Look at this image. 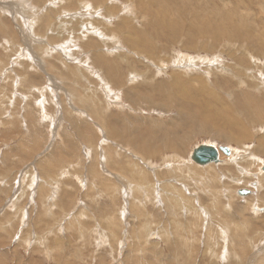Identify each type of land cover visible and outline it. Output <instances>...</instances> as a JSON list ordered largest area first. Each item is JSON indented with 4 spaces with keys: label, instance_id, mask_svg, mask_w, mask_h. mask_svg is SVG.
<instances>
[{
    "label": "rangeland",
    "instance_id": "1",
    "mask_svg": "<svg viewBox=\"0 0 264 264\" xmlns=\"http://www.w3.org/2000/svg\"><path fill=\"white\" fill-rule=\"evenodd\" d=\"M178 2L205 18L236 12L250 38L241 44L238 30L207 52L193 31L195 50L183 36L157 39L141 8L168 19L170 0H0V264H264V180L248 174L264 179L253 151L264 122L242 113L264 107V0ZM144 33L152 48L129 46ZM173 80L194 87L191 111L197 103L203 119L209 100L218 120L188 110L179 120ZM200 144L232 149L200 166L220 177L216 191L190 160Z\"/></svg>",
    "mask_w": 264,
    "mask_h": 264
},
{
    "label": "bare ground",
    "instance_id": "2",
    "mask_svg": "<svg viewBox=\"0 0 264 264\" xmlns=\"http://www.w3.org/2000/svg\"><path fill=\"white\" fill-rule=\"evenodd\" d=\"M100 1V0H99ZM171 2H173L178 8L176 9V10H173L172 11V15L170 16V18H168V19H166L165 18V15L163 14V11L162 10H159V12L157 13V14H155V16H152V14L150 13V11H149V9H148V6H146V8H141V10H142V12H144L147 16H148V18H149V20H151L150 21V25L152 26V30H153V33H155L156 35H157V39H158V36H160V37H166L167 39H169V38H171V39H169V41H177L178 39H177V37L178 36H183V39H184V41H183V43H181V44H183L184 46H186L187 48H191L190 50H192V49H197V45L198 44H194L193 42H190L189 41V32L190 31H193V32H196L197 34H199V37L202 35V36H204V38L203 39H207L206 41H208V44L206 43V42H204V44H200L199 46H198V49H200V50H204V51H206L207 52V50H205V49H209V51H212L214 48L213 47H210V48H208V46H211L213 43H218V42H222V40H224V39H226V40H229V39H232L233 37H234V35H235V33L238 31V30H240V29H237L238 28V25H237V22L236 23H232L231 21H233V20H231V19H234L235 17H236V20L238 21V20H240V17L239 16H237V15H235L236 14V12H235V14L234 13H230V14H228V15H224V17H221V15H222V11L220 10L219 11V13H218V15H217V18L215 17V18H213L212 19V17H206L205 18V16H202L199 12L198 13H195V14H187L188 12L187 11H185V10H181L182 8L180 7V4H178L179 2H178V0H170ZM184 1V0H183ZM149 2V1H148ZM97 3V2H96ZM106 3V2H105ZM141 3V2H140ZM151 3H153L152 1H151ZM223 5H224V3H223ZM237 5V4H236ZM108 6H110V5H108ZM140 6H142V4L140 5ZM211 7L213 8V9H215V7L213 6V5H211ZM217 7V6H216ZM222 7V6H221ZM109 8V7H108ZM112 8V7H111ZM201 8H208L207 6H205V5H202L201 6ZM200 8V9H201ZM171 9H172V7H171ZM225 9H227L226 7H225ZM235 9H236V7H235ZM126 10V9H125ZM140 10V9H139ZM140 10V11H141ZM193 10V9H192ZM127 11V10H126ZM225 14V13H224ZM227 14V13H226ZM176 15H179V17H181L183 20H185V19H189V20H191V22H190V24H189V26L187 27V28H181V26L179 25V23H180V18L179 17H176ZM239 15V14H238ZM189 17H191V18H189ZM242 17V16H241ZM211 19V20H210ZM182 20V21H183ZM241 20H243V19H241ZM188 22V23H189ZM164 23V25H162ZM186 24V23H185ZM240 24H241V26H243L244 27V24L242 23V21H240ZM248 24V23H247ZM120 27H122V26H120ZM229 28V29H231V30H233L231 33H229L230 31H228L227 30V28ZM133 28V27H132ZM131 28V31L133 30ZM127 29V28H126ZM242 29H244V28H242ZM94 30V29H93ZM138 30V29H137ZM183 30H184V32H183ZM251 30V29H250ZM256 30V29H255ZM79 31V30H78ZM95 31V30H94ZM130 31V32H131ZM141 31V30H140ZM244 30H240L239 31V33L236 35V37H235V39H238V37H239V41H240V43L242 44V42H246V41H248V39L250 38L248 35H246L245 34V32H243ZM133 32H134V30H133ZM260 32V31H259ZM95 33V32H94ZM128 33V32H127ZM183 33H185V35L183 34ZM254 33H255V31H254ZM130 34V33H129ZM146 33H144L143 34V39L141 38L140 40L138 39V38H133L132 39V41H134V43L130 40V38L129 37H127V39L128 40H126L127 42H128V44H129V46L130 47H132L133 49H135V50H137V48H138V44H140V47H141V52L143 51V52H145L146 51V43L147 42H149V47H151L152 48V41H153V39L149 36V37H145L144 35H145ZM256 34H257V31H256ZM262 35H263V33H261ZM88 35V34H87ZM101 35V34H100ZM142 35V34H141ZM127 36H128V34H127ZM129 36H133V35H129ZM155 36V35H154ZM174 36H177V37H175V38H173ZM192 36V35H191ZM159 37V38H160ZM261 37H264V36H258L257 35V38H260L261 39ZM194 38V37H193ZM102 39V38H101ZM106 39V38H105ZM110 39V38H109ZM186 39H188V41H186ZM233 40V39H232ZM258 40V39H257ZM106 41V40H105ZM196 41V40H195ZM253 41V40H252ZM131 42L133 43L132 45H131ZM155 42V41H154ZM258 42V44H260L261 45V47L264 49V43L262 42V41H257ZM239 44V43H238ZM215 45V44H214ZM245 46H247V45H245ZM154 47V46H153ZM216 47V46H215ZM248 47H249V45H248ZM247 47V48H248ZM255 47V46H254ZM131 48V49H132ZM159 48V47H158ZM216 49V48H215ZM249 49V48H248ZM233 50V49H232ZM231 52V51H230ZM177 55V54H176ZM181 55V56H180ZM179 56H176V57H174L175 59L173 60V62H179L180 63V61L182 62V61H184V60H186L187 58H188V55L187 54H180ZM125 56V55H124ZM117 58H118V60L120 61V62H122L121 61V59H124V58H122L120 55H118L117 56ZM121 58V59H120ZM128 58V57H127ZM197 58H200L199 56H197ZM201 58H207V56L205 55V57H201ZM234 59H236L237 57L236 56H234L233 57ZM252 58V57H251ZM105 60V59H104ZM207 60V59H206ZM205 60V61H206ZM210 60V59H209ZM216 60H217V57H216ZM258 60V59H257ZM219 61V60H218ZM107 62V61H106ZM124 62H125V65L127 64L126 62H127V59L125 60L124 59ZM185 62V61H184ZM110 63V62H109ZM114 63V62H113ZM257 63V62H256ZM115 67L117 66L116 64L114 65ZM114 66H111L110 68H111V70H113V67ZM261 67L263 66V65H260ZM250 67V66H249ZM117 68H119V66H117ZM188 68V67H187ZM258 69V68H257ZM110 70V71H111ZM260 72V71H259ZM255 73H256V71H255ZM119 79V78H118ZM180 79V78H179ZM120 80H121V78H120ZM119 81V80H118ZM129 81V80H128ZM134 81V80H133ZM131 82V81H130ZM262 82V81H261ZM172 85H173V93L174 94H177L178 95V97H177V99H176V104H177V108L179 107L180 109H179V113H182V116H181V114H180V119L179 120H183V118L185 117L186 119L187 118H189V117H191L189 114L190 113H188V112H186L185 110H188V111H191L190 110V108H189V102H190V99L188 98V97H190V92H189V90L190 89H193L194 87H192L191 85H190V82H186V81H183V80H181V81H176V80H173L172 81ZM188 85H190L189 87H188ZM188 87V88H187ZM166 89V86H164V85H162V86H159L157 89H153L154 90V92H153V95H157L158 94V91H164ZM194 90V89H193ZM196 91V90H195ZM197 92H199L200 94H202V90H197ZM208 94H210V93H208ZM212 95V94H211ZM214 95V94H213ZM200 98V97H199ZM213 98V97H212ZM248 101H247V100ZM213 100V99H212ZM215 100V99H214ZM220 100V99H219ZM245 102L248 104V105H250V106H256V103H254V101H252V100H250V99H248V98H246L245 97ZM254 100V99H253ZM206 101H208L207 103H205V105L202 103V105H200V104H198V109H203L204 107L206 108V110H204L203 112L204 113H202V118L203 119H201L200 118V116L199 115H197V109L195 108V106L197 107V103H196V105L195 106H193V104H192V106H193V108H192V111L191 112H193V113H196L195 114V116H196V118L197 119H200V123L201 124H203V125H209V123H212V121H211V118H212V116H214L216 119L215 120H218L217 118L218 117H216L214 114H212V113H210V112H208V110H210L211 108H212V105H210L209 103H210V101L209 100H206ZM215 102H217V100L215 101ZM218 102H221V101H218ZM256 102V101H255ZM221 105H223V104H221ZM258 105V104H257ZM214 107V106H213ZM258 107H260V105H258ZM257 107V108H258ZM256 108V111H257V113L255 114V113H253L252 111H250L249 109H246V108H243L242 109V113H243V115L247 118V122L250 124V123H260V122H264V107H261V108H259V109H257ZM255 109V108H254ZM253 109V110H254ZM255 111V110H254ZM198 112H199V114H200V111L198 110ZM211 112H213V111H211ZM97 113H98V111H97ZM219 113H221V112H219ZM99 114H100V112H99ZM209 114V118H206V115H208ZM96 115V114H95ZM100 115H102V112H101V114ZM194 115V114H193ZM192 115V116H193ZM222 116L223 117H225V115L224 114H222ZM95 117H98V115H96ZM100 117V116H99ZM228 117V122H227V120H226V122H227V124H229V125H231L232 127H238V125L236 124V122L234 121V119H230V116H227ZM104 119V118H103ZM214 120V121H215ZM199 121V120H198ZM224 121V120H223ZM216 122V121H215ZM218 123V122H217ZM225 124V123H224ZM223 124V125H224ZM248 124V125H249ZM104 125H105V123H104ZM251 125V124H250ZM221 126H222V124H221ZM225 126H227V125H225ZM250 127V126H249ZM102 128V127H101ZM110 129H111V127H110ZM115 130V129H114ZM236 130V129H235ZM238 131H239V129H238ZM111 133V136H113V137H115V136H117V135H119L118 133V131L116 130V131H111L110 132ZM239 133V135H240V137H242L244 140H246L247 138H248V136L246 135V132L242 129V128H240V132H238ZM121 137V136H120ZM122 138V137H121ZM240 139V138H239ZM257 143H258V146H256V148L253 150L255 153L256 152H258V153H261V154H264V138H261V139H259L258 141H257ZM210 145V144H209ZM163 147H165L164 149H168L169 147H170V145H168L167 143H161L160 145H159V147H156L155 148V151H158V150H161V148H163ZM219 147V146H218ZM217 147V148H218ZM197 148V147H196ZM196 148H194L193 149V151H192V153H191V155L190 156H192L193 154H194V152H195V149ZM246 149V148H245ZM231 150V152H232V149H230ZM235 150V149H234ZM236 151V150H235ZM246 151H247V149H246ZM234 152V151H233ZM89 153V152H88ZM135 153V152H134ZM220 153H222L221 151H219V162H220ZM238 153V152H237ZM253 153V152H252ZM255 153H253L252 155H249V157H251V158H254V160L256 159V162L255 163H257V160H259L257 157L258 156H256V154ZM236 154V153H235ZM222 155H223V153H222ZM230 155H232L233 156V154L232 153H230ZM225 156V155H224ZM231 156V157H232ZM245 156V155H244ZM227 157H230V156H227ZM230 157V158H231ZM249 157H245L247 160H246V163L247 164H250V163H248L249 162ZM233 158V157H232ZM190 160H191V157H190ZM238 160V159H237ZM192 161V160H191ZM232 161V160H231ZM261 161V160H260ZM260 161L258 162V163H260ZM263 161V160H262ZM193 162V161H192ZM219 162L218 163H216V164H214V165H217V164H219ZM254 163V162H253ZM195 163L193 162V165H194ZM195 165H197V164H195ZM211 165V164H210ZM233 165V164H232ZM139 166V165H138ZM197 166H199V165H197ZM207 166H209V165H207ZM228 166V165H227ZM200 167V166H199ZM201 167H206V166H201ZM199 168L198 170H195L196 172H199V173H201V174H203V178H202V180H203V182H204V184H211L210 185V187L208 186V185H204L205 187H207V190L208 191H210V190H217L216 189V185H215V181H217L218 180V178H220V177H215V174L213 173V171L212 170H204V169H202V168ZM245 167V166H244ZM243 167V168H244ZM251 168H252V166H251ZM259 169V168H258ZM225 170V169H224ZM241 170V172H243L244 173V171H242V169H240ZM259 172V171H258ZM219 173V172H218ZM248 173V172H247ZM251 177H253V179H254V181L256 180V179H259V181L260 182H263V180L264 179H262L261 177L260 178H258L259 176H260V174H262V173H257V174H254L253 176H252V173H248ZM186 175V174H185ZM130 176H131V174H130ZM145 178V177H144ZM146 179V178H145ZM214 180V181H213ZM248 180V179H247ZM146 181H147V179H146ZM214 182V183H213ZM242 182H245V180H242L240 183H242ZM260 182H257V184L258 183H260ZM253 183V182H252ZM248 184V183H247ZM261 184V183H260ZM263 184V183H262ZM237 185V184H236ZM32 186V185H31ZM149 186V185H148ZM148 186H147V188H148ZM255 186V185H254ZM259 186V185H258ZM258 186H257V190H258ZM145 187V186H144ZM220 188V187H219ZM134 189H136V187L134 188ZM140 189V188H139ZM238 189V188H237ZM240 189V188H239ZM243 190V189H242ZM252 190H253V188H252ZM239 192H240V190H238V195H240L239 194ZM149 193V192H148ZM216 193H219V191L218 192H216ZM228 196V195H227ZM251 196V195H250ZM213 197V196H212ZM215 198V197H214ZM259 197H257V199H258ZM218 200V199H217ZM219 201V200H218ZM257 201H260V203L261 202H264V198L262 197V195H261V197H260V200H257ZM175 203H177L178 201H174ZM173 205V204H172ZM263 205V204H262ZM214 209V208H213ZM245 209V208H244ZM244 212V211H243ZM242 212V213H243ZM216 213V212H215ZM242 215V214H241ZM220 231V230H219ZM227 255V254H226Z\"/></svg>",
    "mask_w": 264,
    "mask_h": 264
},
{
    "label": "water",
    "instance_id": "3",
    "mask_svg": "<svg viewBox=\"0 0 264 264\" xmlns=\"http://www.w3.org/2000/svg\"><path fill=\"white\" fill-rule=\"evenodd\" d=\"M217 147L209 144H200L197 146L194 154L191 156V160L199 166H206L219 162V151H221L225 156H230L231 150L228 146ZM260 171L264 172V165H262ZM239 194L247 195L250 194V191L243 189L240 190Z\"/></svg>",
    "mask_w": 264,
    "mask_h": 264
}]
</instances>
